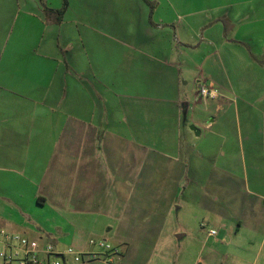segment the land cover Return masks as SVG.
Segmentation results:
<instances>
[{
  "label": "crops",
  "instance_id": "crops-1",
  "mask_svg": "<svg viewBox=\"0 0 264 264\" xmlns=\"http://www.w3.org/2000/svg\"><path fill=\"white\" fill-rule=\"evenodd\" d=\"M63 1L48 0L44 5L41 0H0V166L9 165L14 173L26 171L22 179L32 191L27 206L21 191H13L18 209L34 210V216H26L36 219V210L50 208L53 221L45 232L81 252H90L92 231L116 233L121 241L119 259L131 264L134 205L147 202L139 195L174 168L182 173L187 169L193 187L202 183L222 187L224 208H215L213 215L224 220L229 233L240 239L257 235L256 245L229 247L234 257L240 264H264V167L249 160L260 156L262 161L264 150L252 153L239 121L241 113L255 110V102L248 94L239 100L227 97L236 88L216 74L214 61L209 74L218 81L212 82L220 87V96L199 97L200 76H191L199 64L181 62L186 53L176 45V28L183 16L176 15L181 9L172 1L67 0L57 24L56 15H47L45 9H59ZM147 2L153 5L152 14ZM237 18L234 13L227 18L234 30H223L220 23L209 29L212 42L215 36L218 44L207 57L215 58L224 74L223 58L229 66L235 53L247 56L251 51L253 59L262 51L264 34H258L262 31H255L256 36L244 32ZM196 27L188 23L190 39L196 37ZM233 42L238 45L232 47ZM69 48L74 52L65 55ZM176 58L180 62L175 63ZM257 64V69L263 65ZM183 73H188L187 79ZM190 77L195 79L192 85ZM188 113L191 120L186 123ZM256 117L262 122L256 124L258 146L263 144L264 110ZM40 130L51 145L41 152L24 146L34 145ZM62 137L64 142L59 141ZM46 151L48 157L40 159ZM104 188H110L107 195ZM71 191L77 192L73 200ZM218 195L211 194L214 202ZM3 215L0 225L6 229L33 231L20 217L6 210ZM100 217L106 221H97Z\"/></svg>",
  "mask_w": 264,
  "mask_h": 264
},
{
  "label": "rangeland",
  "instance_id": "rangeland-1",
  "mask_svg": "<svg viewBox=\"0 0 264 264\" xmlns=\"http://www.w3.org/2000/svg\"><path fill=\"white\" fill-rule=\"evenodd\" d=\"M63 1V0H61ZM174 6H178L181 10L176 13L177 16L183 18L182 25L176 28V45L182 48L185 51V55L181 57V62L183 60V66H187L192 60V63L199 64L198 69H195V66L191 69L192 75L195 79L198 78L197 83H199V97L203 99H209V97H204L201 94L202 88H207L211 91H216L218 97L220 96V87L214 84L215 81L214 75H210L209 69L211 61H214L213 64H216V74H220L222 78L228 79L229 84L234 88V91H228L227 97L231 99L241 98L247 94L251 97L253 103L255 104V110L250 111L249 109L244 111L239 115V121L241 125V130L245 129V134L247 136L246 146L250 147L252 153L256 151L261 152L264 150V137L260 139V142L263 141L262 145H256V141L259 140L256 138V124H261L262 122L258 119L257 113H261V110H264V88L262 83H264V36L260 42L262 51L258 57H253V52L247 51L246 55L235 53L232 55L233 59H229V66H227L226 58H223L224 63V72L220 71L219 63L215 58H209L207 55L216 50L215 46L217 43V38L213 36L214 42H212V36L209 35L210 28L214 27L215 24L220 23L223 30H234V27H231L227 18L234 15H237L238 24L242 26L243 31L246 33H255L258 32L259 35L264 34V0H170ZM41 2L47 5L48 0H41ZM59 0H50V3L56 4ZM64 2V1H63ZM237 2H243V4H237ZM62 7V6H61ZM59 7V9L61 8ZM244 8V10H234L235 8ZM246 8V9H245ZM57 10V9H56ZM188 23H196L197 31L196 37L193 36L191 39L188 36ZM257 26L255 27V24ZM260 27V28H259ZM237 28V27H236ZM235 28V29H236ZM256 28V29H255ZM237 31V29H236ZM256 36V33L253 34ZM211 40V41H210ZM252 43V42H251ZM254 44V43H253ZM252 44V45H253ZM175 45V44H174ZM175 45V47H177ZM211 45V46H210ZM238 45L236 42L232 43V47ZM248 44L251 50H256V47H252ZM255 45V44H254ZM253 45V46H254ZM214 46V47H213ZM242 47V46H241ZM78 45L74 46L76 50ZM244 52L245 49H239ZM253 50V51H254ZM73 49L64 50L65 55L68 52H71ZM192 56V59L190 57ZM251 56V58H250ZM68 57V56H67ZM66 60V59H65ZM69 60V57H68ZM175 60V59H174ZM257 61L262 62L260 69L255 67ZM175 63L180 62L179 58H176ZM258 65V64H257ZM234 68V69H233ZM190 73V72H189ZM188 74V73H187ZM183 73L184 78H188V75ZM191 74V73H190ZM209 78V81H208ZM185 79V80H186ZM193 77L189 78V85H192L194 81ZM241 82V84H238ZM202 86V87H201ZM253 88V89H252ZM185 89H188L186 87ZM191 117L190 113L186 116V123L190 122ZM186 128L184 131L187 133ZM190 129V126H189ZM20 130V129H19ZM56 131H53L52 134H55ZM41 136L33 137L35 138L34 145H28L24 143L29 149L38 148L39 151H43L44 148H48L51 144L42 138L45 133L40 130ZM244 134V133H243ZM186 136L183 137L184 147ZM58 138V137H57ZM65 139L62 137L59 141ZM246 140V139H245ZM44 142H47L44 144ZM61 142H64L61 141ZM254 147H252V143ZM250 143V145H249ZM29 146V147H28ZM32 147V148H31ZM119 148H123L120 145ZM192 151L191 148H187V151ZM185 151V150H184ZM46 151L40 159H45L48 157ZM255 153V152H254ZM264 155V154H263ZM247 159L249 155L246 153ZM249 160L254 163L256 166L264 167V156L261 161L260 156L253 157L250 156ZM102 162L107 164V160L102 158ZM74 165V163H72ZM0 181H2L0 186V220L4 217V211L10 212L11 215L20 217L23 220L25 226H30L32 232L25 233L23 230L14 229L13 231L6 229L0 225V228L4 229L11 234H19L26 237L30 243H37L38 246L44 248L46 244H51L55 248L61 250L68 247H75L64 241V238L55 237L45 232L48 224L53 221V218H50L52 211L49 209H38L35 211V218L32 219L26 216H34V210L28 212L20 211L14 202L13 198L17 195L13 194V191L18 188L21 192L20 194L23 197L24 206H27V196L31 194L32 191L29 189V185L23 182V176H27L26 171L13 172V167L9 165L0 166ZM215 167V165H213ZM211 166H209V170ZM182 173V169L174 168L173 172L169 175H162L157 180L154 179V183L158 184L151 187L146 193H142L139 196L146 197L147 202H136L134 205V233L131 234V245L133 247V254L130 256L131 264H240L238 257H234L233 251L229 250V247L233 245H247L249 242L253 245H256L257 235L255 234H244L243 237L237 238L235 233H229L227 227L224 224V220L219 218V216L213 215V210L215 208H224V197L222 187L208 185V183L192 186L191 180L186 176L188 170ZM21 172V173H19ZM208 172V171H207ZM22 176H21V175ZM181 174H184L185 177L181 179ZM6 179L3 182V179ZM2 179V180H1ZM73 180H78L76 176H73ZM17 182V187L10 184V182ZM22 182V183H21ZM213 182V180L211 181ZM5 183H7L6 190L4 188ZM191 183V184H190ZM189 184V185H188ZM9 185V186H8ZM110 188H104L103 194L107 195L106 191ZM213 191L217 192L219 195L218 202H214L211 194ZM77 196V192L74 193L71 191L69 193L70 200H73V197ZM163 199L160 201L159 199ZM143 200V198H142ZM144 201V200H143ZM106 202L103 203V206ZM215 207H213V206ZM212 209H211V208ZM159 216V218H157ZM156 218V219H155ZM95 221V220H92ZM97 221H106V219H97ZM85 222L91 224V219H86ZM84 222V223H85ZM1 224V223H0ZM93 224H91L92 226ZM32 226V227H31ZM210 228L216 230V232L221 234L218 236L208 237V231ZM42 232V233H41ZM88 241V250L98 252L101 254L102 249L99 246L91 245L90 241L94 240L96 243L100 241H106L113 247H121V241L116 237V233H90ZM181 236V238H179ZM61 239L58 241V239ZM76 249V247H75ZM77 250V249H76ZM80 251V250H79ZM121 251V250H120ZM85 262L81 264H106L99 255L98 259L89 261L87 258L86 252ZM227 256V258H226ZM251 258H249L250 260ZM253 261V259H252ZM257 262V261H256ZM256 262L254 264H256ZM4 261L0 258V264H3ZM68 264H75L70 257ZM114 264H123L121 259H115ZM253 264V262H249Z\"/></svg>",
  "mask_w": 264,
  "mask_h": 264
},
{
  "label": "built area",
  "instance_id": "built-area-1",
  "mask_svg": "<svg viewBox=\"0 0 264 264\" xmlns=\"http://www.w3.org/2000/svg\"><path fill=\"white\" fill-rule=\"evenodd\" d=\"M201 94L209 98L218 96L216 91H211L207 88H202ZM207 233L210 237L217 235L216 230L213 228H210ZM90 244L99 246L102 251L101 254L94 251L87 252L89 253L87 254L89 261L96 260L101 255L106 264H114L115 259L121 257L120 249L111 246L106 241L96 243L91 240ZM70 257H72L75 264L85 262V254L73 247L61 250L51 244H46L42 248L37 243H30L22 235L11 234L0 228V258L4 261L3 264H68Z\"/></svg>",
  "mask_w": 264,
  "mask_h": 264
},
{
  "label": "trees",
  "instance_id": "trees-1",
  "mask_svg": "<svg viewBox=\"0 0 264 264\" xmlns=\"http://www.w3.org/2000/svg\"><path fill=\"white\" fill-rule=\"evenodd\" d=\"M151 8V14L153 12V5L152 3L150 2H147ZM66 7H67V0H64L63 2V6L60 8V9H57V10H53V9H45V13L48 15V14H54L56 15V23L59 24L61 21H62V18H63V15L66 11ZM150 14V15H151Z\"/></svg>",
  "mask_w": 264,
  "mask_h": 264
},
{
  "label": "water",
  "instance_id": "water-1",
  "mask_svg": "<svg viewBox=\"0 0 264 264\" xmlns=\"http://www.w3.org/2000/svg\"><path fill=\"white\" fill-rule=\"evenodd\" d=\"M191 129H192L195 133H198L197 128H195L194 126H191Z\"/></svg>",
  "mask_w": 264,
  "mask_h": 264
}]
</instances>
